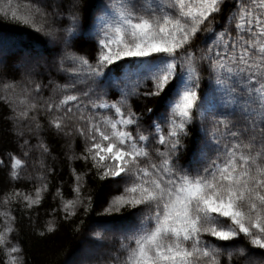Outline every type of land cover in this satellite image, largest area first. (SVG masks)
<instances>
[{
	"label": "snow or ice",
	"instance_id": "obj_1",
	"mask_svg": "<svg viewBox=\"0 0 264 264\" xmlns=\"http://www.w3.org/2000/svg\"><path fill=\"white\" fill-rule=\"evenodd\" d=\"M0 16L46 45L0 35V101L27 149L0 165L33 182L0 196V264H25L12 205H41L54 173L41 116L84 145L69 160L86 171L34 225L46 237L83 210L64 264H264V0H0ZM93 172L108 189L95 199Z\"/></svg>",
	"mask_w": 264,
	"mask_h": 264
},
{
	"label": "trees",
	"instance_id": "obj_2",
	"mask_svg": "<svg viewBox=\"0 0 264 264\" xmlns=\"http://www.w3.org/2000/svg\"><path fill=\"white\" fill-rule=\"evenodd\" d=\"M23 2V0H21ZM88 0H85L87 4ZM0 35L5 37H14L22 40L26 44H35L37 47H46L44 38L37 33H34L28 27H25L17 22L6 20L0 16ZM48 55V53H46ZM53 57L49 55L51 61ZM15 78L19 79V70L15 74ZM52 79L59 83H64L62 76L57 75L55 71L52 72ZM39 79V77H38ZM48 75L44 76V82H48ZM3 93H0L2 95ZM51 94V87L45 90L42 95L45 97ZM114 99L115 97H111ZM134 110H140V101L133 98L132 100ZM152 100L148 101V106L151 107ZM10 115V111L6 104L0 101V156L8 152L20 153L27 149H21V141L15 136L13 132V125L7 117ZM41 122L44 127L40 131V135L45 138L48 143L50 153L45 158L48 167L54 169V173L48 177L50 182L49 191L45 194L42 204L35 207L31 211L24 208L23 204L14 203L12 205L13 215L16 217L17 222L15 225L16 231L12 234L11 239L13 241H19L24 251L25 264H64L66 260H71L75 256L77 250L80 248L81 236L74 231L75 224L79 222L83 215V210H80V215L73 218L72 223L64 222L61 219L60 214L57 215V221L59 224L58 231L55 234L48 235L46 237H40L34 230L35 226H42L44 222L49 219L52 209L58 208L59 200H53L52 194L55 193L56 188L60 185L61 181L65 182V186L62 189L65 194L70 193L71 190V168H75L79 172L86 171L85 163L82 159L69 160L70 156H77L83 150V141L80 137L74 139L65 138L62 135H57L54 131L49 130L46 125V118L41 116ZM27 138V137H26ZM32 144H36V137H32ZM190 143V142H189ZM71 144V148H69ZM7 159L6 156L4 157ZM33 159L38 158V153L33 152ZM31 163V160H30ZM87 185L84 189L85 194H91L93 198L97 194L108 192V189L104 187V182L95 176V173H91L85 177ZM33 186V182L28 179H22L14 184L8 182V167L7 163L0 165V196L4 191H9L13 187L30 190ZM122 191V188H121ZM119 194L116 191H112L110 195ZM107 206V198L103 204ZM102 212V207L97 203L94 205V211L89 215L90 217H97V213ZM31 217V220L29 219ZM38 217V219H37ZM4 259L3 249L0 248V261Z\"/></svg>",
	"mask_w": 264,
	"mask_h": 264
}]
</instances>
